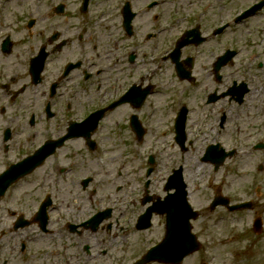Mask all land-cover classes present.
<instances>
[{
  "label": "flooded vegetation",
  "instance_id": "obj_1",
  "mask_svg": "<svg viewBox=\"0 0 264 264\" xmlns=\"http://www.w3.org/2000/svg\"><path fill=\"white\" fill-rule=\"evenodd\" d=\"M106 1L87 0L81 11L82 0H0V264H44L43 259L45 264H92L99 255L104 259L97 264H114L115 259L117 264H133L156 243L135 238L150 230L137 229L138 213L132 219L126 211L114 215L112 208L109 222L91 228L90 217L107 203L102 202L100 184L86 162L93 160L88 145L82 138L71 137L70 130L89 115L99 116L92 134L95 151L96 135L102 134L109 118L121 117L124 129L134 133L130 117L136 116L145 134L153 113L141 111L158 92V79L165 74L167 61L179 82L199 91L192 95L190 89L186 97L181 90L169 108L171 114L185 110L187 122L197 101H202L201 107H207L202 122L212 125L215 142L229 147L218 139L231 118L226 107L243 105L238 97L246 90V98L251 89L233 72L224 71L235 62L238 48L224 43L221 53L215 51L233 26L227 19L244 8L220 25H207L208 19L217 16L214 9L211 14L208 11L212 0H205L209 5L196 10L198 0H145L138 7L137 0H110L113 10L102 8ZM126 2L133 13L132 26L138 19L130 35L122 26ZM187 9L196 22L190 24ZM115 19L120 20V31L126 37L150 42L144 46L148 51L142 59L155 64L154 68L142 64L145 71H140L139 48H119L118 41L102 48L97 36H91L97 20H106V24ZM144 23L150 28L137 34ZM196 26L200 33L208 32L211 40L203 36L206 43L183 47L178 63L189 71V77L181 80L167 48H174L183 33ZM187 49L191 52L184 53ZM227 49L236 51L231 61L222 55ZM153 50L160 52L158 64L150 59ZM204 55L208 60L202 62ZM256 67L264 72V61ZM75 139L82 140L88 158L75 159ZM250 147L264 150V141ZM99 230L100 234H93ZM92 234L98 238L90 241Z\"/></svg>",
  "mask_w": 264,
  "mask_h": 264
},
{
  "label": "rangeland",
  "instance_id": "obj_2",
  "mask_svg": "<svg viewBox=\"0 0 264 264\" xmlns=\"http://www.w3.org/2000/svg\"><path fill=\"white\" fill-rule=\"evenodd\" d=\"M144 1H134L135 6H140ZM204 1L198 0L196 7L193 8L195 10L201 8ZM253 1L212 0L208 11L210 10L211 14L214 9L217 16L215 20L208 19L206 24L218 23L220 25L227 16L236 14L240 9L251 5ZM108 2L110 0H107L102 8L113 10L114 6H109ZM186 13L190 24L196 22L197 19L192 14V10L187 9ZM137 20L134 21V29L138 26L136 25ZM246 21L243 22L246 24L237 23L229 28L221 38V46L215 51L221 53L224 43H231V47L238 48L235 62L224 71L227 74L233 72L234 77L246 81L251 89L243 105L234 108L226 107V110L230 111L231 118L228 127L221 131L218 139H223L227 146L233 139L239 140L237 147L239 151L217 170H214L213 165L208 162L200 160L205 146L213 136L216 137L211 132L212 125H204L202 122L207 113V107H201L202 101H197V108L189 115L187 123L186 134L187 138L192 141L191 146L188 145L184 151H181L174 141L173 130L169 127L171 117H173L169 108L174 106L179 98L176 99V96H180L181 90H184L185 96L190 89H192V95L199 91L191 87L188 89L186 84L179 82L168 61L165 65V74L160 80L158 79L156 87L158 92L151 95L141 111V114L153 113L151 122L155 128L154 131L145 132L142 140L138 142L134 133L124 129V120L121 117L107 119L102 131L106 162L103 166L97 165L95 150L89 154L93 159L91 160L84 154L85 148L82 140L74 141L75 159L80 161L88 158L86 162L90 165V172L97 177V183L100 184L99 194L102 196V202L112 203L116 214L119 211H126V217L129 216L132 219L136 216L134 214L142 213L145 208L141 205L142 191L139 189L145 178V170L149 166L148 156L152 154L157 164L150 174L149 191L154 195L165 194L164 181L172 168H176L179 164L184 167L183 175L188 189V201L192 208L199 211L191 224L202 243L198 253L187 258L184 264H202L203 262L208 264H264V150H252L250 147L259 140L264 141V103L260 104L264 102V72L262 67H256L258 59L264 61V8L251 15ZM182 22L186 23L184 20ZM101 24L96 22L90 29V34L93 37L97 36L102 48H109L117 41L119 48H139L140 71H145L146 66L142 64L154 68L155 64L151 66L149 62L144 63L142 59L147 57L145 52L148 51V48L144 46L149 45L150 42L143 44V41L126 37L120 31L119 19ZM148 28L144 23L137 29V34H141ZM201 36L209 39V33L204 30L201 31ZM165 38L168 40L167 35ZM92 40L91 44L95 42ZM212 43L213 40L205 45ZM202 50L209 51L212 48H202ZM188 52H191L190 49L184 53ZM202 58V62L208 60L205 55ZM156 80L155 77L154 81ZM225 80H227L226 77ZM173 93H176L174 98L171 97ZM162 131L164 133H161ZM258 166L260 170H257ZM136 194L140 196L133 202ZM215 194L230 198L232 204L252 200L253 208L230 212L221 204L223 207L209 209V204L215 199ZM255 216H261L263 222L262 229L257 232L251 228ZM152 224L149 231L139 233L135 238L147 243L161 239L164 233L162 216H153ZM96 233L100 234V230L93 234ZM93 234L90 236V241L98 238L93 237ZM103 236L107 237L106 233ZM102 259L104 257L99 255L95 261L92 259L91 263H101ZM45 262L46 260L43 259L44 264ZM118 262L115 259L113 263Z\"/></svg>",
  "mask_w": 264,
  "mask_h": 264
},
{
  "label": "water",
  "instance_id": "obj_3",
  "mask_svg": "<svg viewBox=\"0 0 264 264\" xmlns=\"http://www.w3.org/2000/svg\"><path fill=\"white\" fill-rule=\"evenodd\" d=\"M160 212H164L163 209L160 210ZM187 218L185 220H183V222L181 223L180 226L181 227V234L178 238V240H182V238H186L187 242H171L170 245L172 246H178L181 248V252L178 253V255L174 254L173 257L169 256L165 250L168 246V239H164L162 241V243L155 249H152L150 251L151 256L149 259H159L161 261H172V262H178L179 260L182 259V257L190 252H192L193 250H195V248L197 247L196 241L194 239V236L190 233V226L187 223ZM168 224H169V229H170V234L173 232V225H172V220H168ZM146 259V258H145ZM145 261V260H144Z\"/></svg>",
  "mask_w": 264,
  "mask_h": 264
}]
</instances>
